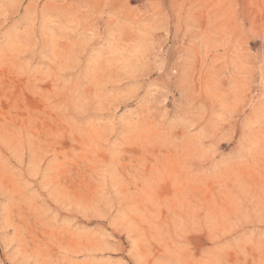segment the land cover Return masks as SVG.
I'll use <instances>...</instances> for the list:
<instances>
[{
  "label": "rangeland",
  "instance_id": "obj_1",
  "mask_svg": "<svg viewBox=\"0 0 264 264\" xmlns=\"http://www.w3.org/2000/svg\"><path fill=\"white\" fill-rule=\"evenodd\" d=\"M0 264H264V0H0Z\"/></svg>",
  "mask_w": 264,
  "mask_h": 264
}]
</instances>
